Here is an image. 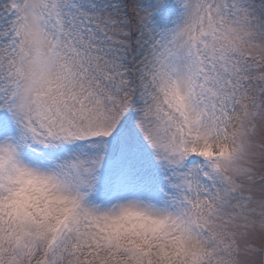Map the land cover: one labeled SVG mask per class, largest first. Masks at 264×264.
Here are the masks:
<instances>
[{
  "label": "snow or ice",
  "instance_id": "snow-or-ice-1",
  "mask_svg": "<svg viewBox=\"0 0 264 264\" xmlns=\"http://www.w3.org/2000/svg\"><path fill=\"white\" fill-rule=\"evenodd\" d=\"M0 264H264V0H0Z\"/></svg>",
  "mask_w": 264,
  "mask_h": 264
}]
</instances>
